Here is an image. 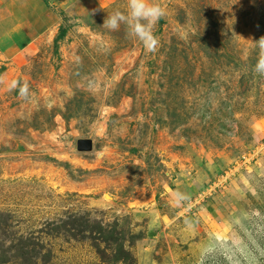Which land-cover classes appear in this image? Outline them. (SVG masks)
I'll use <instances>...</instances> for the list:
<instances>
[{
    "label": "rangeland",
    "instance_id": "obj_1",
    "mask_svg": "<svg viewBox=\"0 0 264 264\" xmlns=\"http://www.w3.org/2000/svg\"><path fill=\"white\" fill-rule=\"evenodd\" d=\"M159 3L154 53L98 0L0 56V264H264V0Z\"/></svg>",
    "mask_w": 264,
    "mask_h": 264
},
{
    "label": "crops",
    "instance_id": "obj_2",
    "mask_svg": "<svg viewBox=\"0 0 264 264\" xmlns=\"http://www.w3.org/2000/svg\"><path fill=\"white\" fill-rule=\"evenodd\" d=\"M98 0H0V56L28 52L55 35L58 11L86 20Z\"/></svg>",
    "mask_w": 264,
    "mask_h": 264
},
{
    "label": "clouds",
    "instance_id": "obj_3",
    "mask_svg": "<svg viewBox=\"0 0 264 264\" xmlns=\"http://www.w3.org/2000/svg\"><path fill=\"white\" fill-rule=\"evenodd\" d=\"M164 15L165 9L159 0H127L126 12L116 9L103 21V26L111 31H116L121 24L126 25L128 35L136 38L146 52L154 53L160 46V41L154 31ZM253 47L258 49V53L252 71L264 77V36L255 40ZM8 91H18L22 99H29L31 95L27 79L11 80ZM173 195L177 205L188 199V196L181 192H176Z\"/></svg>",
    "mask_w": 264,
    "mask_h": 264
},
{
    "label": "trees",
    "instance_id": "obj_4",
    "mask_svg": "<svg viewBox=\"0 0 264 264\" xmlns=\"http://www.w3.org/2000/svg\"><path fill=\"white\" fill-rule=\"evenodd\" d=\"M86 230H87V228H82L78 231L80 233H82L83 231H86ZM89 230H91V229H89ZM89 230H87V231H89ZM95 231H98V232L100 231V233H99V235H100V234H103L104 229L102 227H99L98 230H95ZM89 233H90V231H89ZM37 245L42 246L41 244L30 242V241H27L26 239L20 240V244H18V254H17L18 256L17 257L23 258V257L27 256L26 258L34 257L35 259H37L39 257V253H40V250L38 251V249H37ZM119 248L120 249H118V252H124L122 244L119 245Z\"/></svg>",
    "mask_w": 264,
    "mask_h": 264
},
{
    "label": "water",
    "instance_id": "obj_5",
    "mask_svg": "<svg viewBox=\"0 0 264 264\" xmlns=\"http://www.w3.org/2000/svg\"><path fill=\"white\" fill-rule=\"evenodd\" d=\"M76 148L79 151H89L92 149V140L89 138H79L76 141Z\"/></svg>",
    "mask_w": 264,
    "mask_h": 264
}]
</instances>
